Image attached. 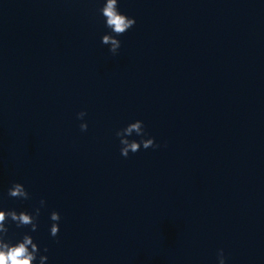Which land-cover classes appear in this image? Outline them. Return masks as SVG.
<instances>
[{
  "label": "clouds",
  "instance_id": "1",
  "mask_svg": "<svg viewBox=\"0 0 264 264\" xmlns=\"http://www.w3.org/2000/svg\"><path fill=\"white\" fill-rule=\"evenodd\" d=\"M100 14L104 18L105 27L109 29V33L104 34L101 38L103 45L108 46L109 52L115 56L121 48V41L118 37L124 35L129 29L133 28L136 24L134 17L120 12L118 0H105L102 7L99 9ZM86 112L81 111L77 113V118L83 120ZM88 124L83 122L80 124L82 132L87 131ZM135 133L140 139H129ZM115 135L120 141L121 155L127 158L129 153H137L140 151L141 146L143 149H157L160 147L156 143L155 137L148 136L145 131V125L142 120H136L127 124L126 127L116 131ZM147 137V138H145ZM7 195L11 198L27 200L30 198L29 192L25 189L24 185L19 182H13L8 188ZM46 201L40 200V206L44 207ZM41 208H35L34 212L22 210L17 212L14 209L0 210V264H46L48 260L47 255L40 254L39 245L34 241V238L28 232L24 233L22 238L13 242L9 237L8 224L14 223L17 228H30L31 232L38 229V217ZM50 220L53 223L50 226V235L56 237L59 234L60 227L59 221L61 216L59 212L52 211L50 213ZM44 253L48 252V248H44ZM218 264H226V257L223 249L217 252Z\"/></svg>",
  "mask_w": 264,
  "mask_h": 264
}]
</instances>
